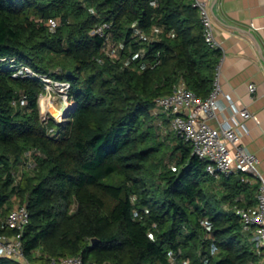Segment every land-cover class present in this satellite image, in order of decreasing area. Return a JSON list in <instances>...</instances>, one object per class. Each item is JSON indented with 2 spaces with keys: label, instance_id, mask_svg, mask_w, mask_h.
Listing matches in <instances>:
<instances>
[{
  "label": "trees",
  "instance_id": "obj_1",
  "mask_svg": "<svg viewBox=\"0 0 264 264\" xmlns=\"http://www.w3.org/2000/svg\"><path fill=\"white\" fill-rule=\"evenodd\" d=\"M193 1L0 0V236L16 234L4 221L25 205L28 264L76 256L94 264L257 259L234 213L255 202L257 183L212 179L186 142L170 131L165 143L155 123V100L180 82L206 98L222 56L204 42ZM9 60L68 83L75 110L61 123L43 120V83L13 77ZM29 150L38 154L26 171Z\"/></svg>",
  "mask_w": 264,
  "mask_h": 264
},
{
  "label": "built area",
  "instance_id": "obj_2",
  "mask_svg": "<svg viewBox=\"0 0 264 264\" xmlns=\"http://www.w3.org/2000/svg\"><path fill=\"white\" fill-rule=\"evenodd\" d=\"M193 7L197 9L199 14L204 42L209 48L219 50V46L214 40L211 17L206 4L194 0ZM46 24L51 31L57 27L54 20H49ZM107 28L108 25L102 24L96 28V32L99 35H103ZM140 37L142 40L147 39L144 35H140ZM7 67L13 70V77L40 79L46 91L52 85L56 89H61L63 91L61 98L63 103H65L62 109L63 114L71 107V104L69 106L66 103L70 88L68 83L53 81L46 76H36L27 67L15 65L13 60L8 61ZM220 76L221 58L215 67L212 88L206 98L201 99L197 97L186 88L184 83L180 82L172 94L159 97L155 100L153 113L165 116L169 122L170 131L191 147L193 155L206 163L205 172L209 177L219 180L221 178L242 175L246 177H244L245 180L242 178L245 182L253 180L257 183L255 204L245 208L234 207V213L239 217L242 230L247 235L251 248L257 258L248 264H264L261 256V251L264 249V180L258 169L259 159L240 144L241 137L246 132L241 122L235 121L232 126L223 123L212 126L209 123L216 119L217 113L220 110ZM248 91L253 94L255 86L253 84L248 85ZM41 95H39V98ZM20 103L24 104V101L21 100ZM13 104L15 103L13 102ZM235 114L242 120L251 117L245 108L237 110ZM36 154L38 153L35 150H29L24 153L22 170L28 171L33 169L35 166L33 157ZM28 220L29 216L25 205L16 206L7 214L4 223L7 228L15 230L16 234L0 236V258L16 259L23 264L25 259L23 257L20 236L28 224ZM201 224L206 226L205 221H201ZM48 264L94 263H84L80 256H76L57 260L51 259ZM173 264L176 263L173 262ZM184 264H188V261H185Z\"/></svg>",
  "mask_w": 264,
  "mask_h": 264
},
{
  "label": "crops",
  "instance_id": "obj_3",
  "mask_svg": "<svg viewBox=\"0 0 264 264\" xmlns=\"http://www.w3.org/2000/svg\"><path fill=\"white\" fill-rule=\"evenodd\" d=\"M198 1L209 10L214 40L222 54L220 110L209 123L243 124L246 132L240 144L258 157L264 180V0ZM250 84L255 86L253 94L248 91ZM242 108L250 113L249 119L242 120L235 114ZM261 256L264 260V249Z\"/></svg>",
  "mask_w": 264,
  "mask_h": 264
},
{
  "label": "rangeland",
  "instance_id": "obj_4",
  "mask_svg": "<svg viewBox=\"0 0 264 264\" xmlns=\"http://www.w3.org/2000/svg\"><path fill=\"white\" fill-rule=\"evenodd\" d=\"M41 95V94H40ZM63 91L61 89H56L53 85L49 86L48 90H44L41 97H38V106L40 115L43 120L54 119L57 123H61L65 120V112L63 114L62 109L65 106L62 97ZM70 106L71 102L66 100ZM156 117L155 123L160 128L161 135L165 143H171V138L165 140L166 135L170 132L169 125L165 123L163 116L159 113H153ZM173 143V142H172ZM168 166L172 165V162L166 158L165 160ZM16 205L13 207L15 208ZM23 264H27L23 261Z\"/></svg>",
  "mask_w": 264,
  "mask_h": 264
},
{
  "label": "water",
  "instance_id": "obj_5",
  "mask_svg": "<svg viewBox=\"0 0 264 264\" xmlns=\"http://www.w3.org/2000/svg\"><path fill=\"white\" fill-rule=\"evenodd\" d=\"M67 75H71V72H67ZM76 106H77L76 104H73V106L70 108L71 113L75 110ZM236 179H238V176H236ZM91 243L93 245H95L97 243V240L96 239H92Z\"/></svg>",
  "mask_w": 264,
  "mask_h": 264
}]
</instances>
